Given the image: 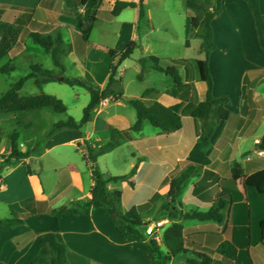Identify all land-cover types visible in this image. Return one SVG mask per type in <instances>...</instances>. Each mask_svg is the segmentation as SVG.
<instances>
[{"label": "crops", "instance_id": "crops-1", "mask_svg": "<svg viewBox=\"0 0 264 264\" xmlns=\"http://www.w3.org/2000/svg\"><path fill=\"white\" fill-rule=\"evenodd\" d=\"M80 1L82 0H0L1 20L9 23L20 22L23 24L22 33L17 45L5 58H8L9 62H13L21 54L18 46L23 42L22 35L24 29L30 31L29 36L31 33H39L44 36L56 37L58 34L62 35L64 31H68L73 37L72 47L77 56L75 60L81 65L83 64V60H85L86 66L84 69L86 70L89 59V43L85 46L84 54L80 55L78 46H81V37L76 31L74 21L76 4ZM104 1H109L113 9L115 2L121 0ZM140 1L130 0L124 2L139 4ZM186 1L184 0V4L187 11L192 15L184 20L187 33L184 45L189 47L188 20L193 17H204L205 11L213 10L214 0H196V4L200 9L188 7ZM147 2L148 0L143 1V17L140 16L139 8H127L117 17L124 16L128 10H132L134 15L129 23L133 30L137 28L140 31L144 29V32L154 31L155 25L146 8ZM260 7L264 17V0H260ZM78 9L80 13L84 12L83 7H79ZM163 13L167 18V26H171L173 23L172 14L169 10H164ZM110 17V21L113 18H117L112 17L111 14ZM98 21L99 15L97 22L94 24L93 31ZM212 28L214 43L216 45V48L210 54L213 95L218 98H229V108L232 114L228 120L220 122L215 128L211 136V147L206 151L200 149L199 138L201 136L202 123L199 119L189 116L191 107L198 105L206 99L207 84L200 79V73L193 72V68H191L193 64L187 58L166 57L165 60L171 64L163 68L173 67L174 64H177V67H182L183 69L184 74L177 68L182 78V83L178 86L168 74L152 69V67L161 66L163 58L151 56L150 59L144 57L139 61L142 62L144 59V64H146V67L150 71L169 76L171 80L168 81V86L164 89H159L155 86L146 88L140 98L143 97L147 90H153L151 94L143 98L146 106L150 107L155 103H161L166 107L178 108L182 115V128L179 131L167 134L155 128L153 131L145 134L144 130L147 124L151 125L150 122L146 121L140 131L131 134L132 140L123 141L113 151L109 152L113 153L126 145L127 148H131L130 153L133 158L139 157L142 159L140 165L136 166L137 170L133 177L135 182L142 181V177L148 183L153 182V175L156 176L157 172H160L158 167L163 168L166 166L165 173L162 172L160 175L159 188H155L154 195L149 200L154 201L153 206H156V212L164 217L160 219L168 217L167 215H163L162 211L163 207L169 203L170 184L167 181L173 175H178L184 169L186 163L200 165L204 170L189 179L178 198L175 206L181 213L209 211L213 203L207 197V192L215 187L220 179H230L232 177V165L234 162L247 166L249 173L264 168V152L257 149L258 143L264 136V50L260 47L255 20L247 2L244 0H224L220 15L212 22ZM131 42L135 43V49L138 44L133 39L130 40L129 44ZM128 45L122 52L115 49H107L108 51L115 50L118 54H121L128 51ZM96 47L98 46L96 45L94 48ZM116 55L113 57L114 61H116ZM203 58L204 56L202 55L196 63ZM6 65L11 66L10 63ZM197 70L199 72L198 68ZM108 75L106 77L107 82L109 80ZM119 80L120 82H117V79L115 80L111 89L114 93H122L125 96L122 89L124 80L122 72H120ZM139 80L144 81V78L139 77ZM116 83L119 84V90L113 88ZM244 87L247 88L251 102L243 99L242 90ZM110 94L113 98L118 97L111 92ZM128 99L132 98L126 97L124 99L126 103H128ZM119 101L121 100L118 97V101L114 102L120 103ZM19 113L21 112L16 114ZM92 122L101 125L100 127L103 129H106L108 125L112 128L125 130L133 126L136 121L130 120L128 122L129 125L125 129L114 126L99 117L95 118ZM81 139L75 140L74 143H77ZM100 145H103L102 142ZM4 154L9 156L10 149L4 147L2 140H0V162L4 161L1 157ZM31 157L30 155L12 158L9 162L10 164L19 163L20 166H26V171L29 174L28 180L35 184V190L32 192V195H28L22 200L4 201V205L9 207L10 216L0 218V264H5L3 257L7 256V254L16 256V260L12 264H30L40 252V240L46 233H55L59 243L66 245L71 253L86 258L91 264H117L111 262L114 257V249L122 250L124 264H150L147 257L149 252L148 242L138 243L133 237L123 239L112 217L104 208L93 209L89 214L75 215L73 213H64L59 216L50 215L51 210L49 208L45 210L43 207L44 204H48V197H46V189L42 180L43 170L34 169L33 164L30 162ZM157 161H160L161 166ZM88 166L93 171L94 165L89 164ZM129 167L132 168L131 170L135 168L133 163H130ZM105 174L114 177L119 176L112 173ZM93 178L95 179L94 175ZM2 179L0 194L6 185L3 176ZM122 182L125 185L127 184L126 181L110 183L108 191L120 190L117 184ZM190 183L191 186L188 187ZM95 185L96 179L92 181L90 192ZM187 187L188 197L182 198L183 192ZM196 189L198 191L197 194L195 193ZM90 192L87 194L86 202L90 196ZM30 198L35 199L34 205L30 204L24 207L22 211L17 208L14 209L16 215L23 216H19V218H25L24 225L9 227L1 223V220L13 217L11 205L20 204ZM232 200L233 202L223 211L224 221L221 224L183 220L174 217L171 221L169 219L170 223L166 227L173 222H178L183 225L186 231L197 229L205 231L220 230L224 233L225 240L231 241L237 246L241 264H246L244 256L247 251L253 264H264V242L258 236L259 224L264 221V197L253 190L244 189L242 180L238 182L237 187L233 190ZM0 201H2L1 198ZM133 207L135 206L131 208ZM33 208L39 211L38 214H30ZM131 208L126 206L123 209V213L128 212ZM201 208L207 210L201 211ZM147 214L148 212L142 214V220L146 226L151 223L146 220L149 218L146 217ZM55 221L57 226L55 225L53 229L47 230L44 228L45 224H52ZM191 221H197L198 224H193ZM139 246H144V248ZM162 250L164 253H168L167 248ZM139 255H142V259ZM180 256L172 258L168 264H181L182 261H185L186 256L191 255Z\"/></svg>", "mask_w": 264, "mask_h": 264}, {"label": "rangeland", "instance_id": "rangeland-1", "mask_svg": "<svg viewBox=\"0 0 264 264\" xmlns=\"http://www.w3.org/2000/svg\"><path fill=\"white\" fill-rule=\"evenodd\" d=\"M146 8L155 25L154 31L144 32V29L140 31L137 28L133 30L129 23L134 15L132 10H128L124 16L113 18L110 21L109 12L112 9V4L109 1L103 2L99 9V21L88 44L89 59L86 70L84 69L86 66L85 60H83L82 65L75 60L77 56L73 51L71 33L64 31L62 33L66 46V53L62 56V63L65 67L64 76L85 80L93 88L103 91L107 87L106 77L108 72L109 77L113 73V77L115 80L117 79V82H120V72H122L124 98L139 99L146 88L155 86L159 89H164L168 86V81L171 80L169 76L150 71L146 64L139 61L141 58L161 57V59L163 58L161 67L171 64L165 60L166 57L187 58L193 64L191 67L193 72L195 71L199 74L196 61L202 57L200 53L202 30H189L190 46L186 47L184 45L187 38L184 20L192 16L187 11L184 0H148ZM164 10H169L172 14L173 23L171 26H167ZM198 30L201 32H197ZM29 32L28 29L23 31V42L18 46L21 54L16 60L9 62V59L5 58L0 63V66L10 63L14 68L9 73L0 72V98L20 79L31 73L32 65H40L60 75L59 70L54 66L51 55L44 48L33 42ZM132 39L136 41L138 46L133 49L132 55L118 67L117 63L122 55L120 53L117 54L116 61H114L107 48L122 52ZM96 45L98 47L94 48ZM173 66L184 74L182 67H177V64ZM139 77L144 78V81L139 80ZM113 88L119 90V84H114ZM41 93L53 95L62 100L67 107V112L59 114L51 107L19 114L0 112V140H2L4 147L10 149L11 154V142L14 139L16 151L21 155L18 158L31 155L30 162L33 164L34 169L43 170L42 180L46 189V197H48V204H44L43 207L45 210L49 208L51 210L50 215H53L52 211L54 209L73 208L86 202L92 181H95V179L90 166L83 159V153L87 145L97 150L101 142L102 144L108 143L110 138L109 130L107 129L110 127L107 125L106 129H103L100 127L101 125L90 122L82 127L80 131L59 129L57 124L68 121L69 118H73L76 122L82 120L84 109L91 100L90 93L85 88L71 87L62 82H54L38 87L35 81L30 79L20 91V96H36ZM118 97L113 98L110 91L106 92L101 103L93 112L92 121L99 117L122 129L127 128L130 120L136 121L135 109L121 98L120 103L114 102L118 101ZM154 129V127L147 124L144 133H149V131ZM76 137H78V140L82 139L74 143L77 140L74 139ZM99 140L100 142H98ZM130 150L131 148H127L125 145L113 153H106L99 157L95 166L104 173H112L119 176L128 175L132 171L129 164L133 163L135 167H138L142 161L139 157L133 158ZM1 157L4 161L0 162V175L3 176L6 185L0 194L2 199L0 201V218H7L10 216V210L8 206L4 205V201H19L28 195H32L35 190V184L28 180L29 174L26 171V166H20L19 163L8 164L10 160L7 154ZM157 163L161 166L160 161H157ZM164 167H158L160 172H157L156 176L153 175V182L148 183L142 177V181L135 182L134 178H132L125 180L126 185L123 182L117 184L119 191L123 195L122 211H124L123 209L126 206L131 208L132 206L150 202L149 200L154 195L155 188H159L160 175L162 172L165 173L166 170V166ZM190 186L191 183L188 184V187ZM188 187L185 188L182 198L188 197ZM151 202L154 204V201ZM156 210L157 208L154 205L146 215V217H149L146 220L152 224L160 218H164ZM200 210L206 211L207 209L201 208ZM191 223L198 224L197 221H191ZM55 225L57 226L56 221L52 222V224H45L44 228L47 230L53 229ZM145 227L146 225L143 227L144 233ZM145 236L152 240L148 235L145 234ZM160 246L165 249L163 244L160 243ZM139 247L144 248V246ZM113 251L114 257L111 262L124 264L122 250L114 249ZM139 257L142 259V255H139ZM3 259L5 264H12L16 260V256L7 254ZM192 259V256H186L185 261H182L181 264H188V261Z\"/></svg>", "mask_w": 264, "mask_h": 264}, {"label": "trees", "instance_id": "trees-1", "mask_svg": "<svg viewBox=\"0 0 264 264\" xmlns=\"http://www.w3.org/2000/svg\"><path fill=\"white\" fill-rule=\"evenodd\" d=\"M104 0H82L76 4L74 14L75 28L81 37V46H78L80 55L84 54L85 46L89 43L94 24L98 20L99 9ZM143 1L139 4L134 2L117 1L113 5L111 11L112 17H117L127 8H139L140 16H144ZM224 0H214L213 10L206 11L204 17H193L188 20V28L190 31L201 29V48L200 53L204 56L203 59L197 62L200 73V79L207 84V93L205 101L198 105L192 106L189 111V116L197 118L202 123L201 136L199 138L200 149L206 151L211 147V136L217 125L226 121L231 116L230 99L227 97H215L213 95V80L210 73V54L216 48L214 43V35L212 22L220 15L222 3ZM247 2L254 20L258 33L259 44L264 50V17L262 15L260 0H244ZM188 7L200 9L196 4V0H187ZM79 7L84 8V12H79ZM23 24L20 22L9 23L1 20L0 17V62L9 55L12 49L17 45L20 35L22 33ZM30 38L33 42L44 48L52 57L54 66L59 70L60 75L55 71L43 68L40 65H32L31 73L20 79L14 84L10 90L0 98V112L2 113H18L24 111H39L47 107H51L56 113L64 114L67 112V107L64 102L53 95L41 93L36 96H20V91L23 89L26 82L30 79L35 81L38 87H42L48 83L62 82L71 87H82L88 90L91 96L90 103L84 109V115L80 122H76L73 118L68 121L60 122L57 128L64 130L80 131L86 124L92 122L93 112L101 103L106 92H111L113 95L125 99L122 93H114L111 86L115 82L113 73L109 77L108 84L105 90L93 88L85 80L79 78H67L64 76L65 67L62 63V56L66 53L65 41L61 34L56 37L44 36L39 33H31ZM135 43L131 42L128 45V51L121 53L122 57L119 59L117 65L122 64L124 60L130 57ZM111 57L118 54L115 50H109ZM181 62V61H178ZM144 63V59L142 60ZM153 70L163 72L171 76L176 85H181L182 78L178 69L173 67L163 68L161 66L152 67ZM14 68L10 65H5L0 68L1 73H9ZM264 83V78H263ZM153 90H147L142 98L128 99L127 102L136 111V122L133 126L125 130L116 128H109L110 140L108 143L100 145L97 150L92 149L87 145L83 153L84 161L89 165H94L92 171L96 185L91 190L90 196L86 203L78 204L76 207H63L55 209L52 214L59 216L64 213H73L75 215L89 214L93 209L104 208L112 217L118 232L123 239L133 237L136 242H148L149 252L147 254L150 264H168L172 258L180 255H191L192 260L188 264H241L240 253L237 246L228 240H225L224 233L220 230H193L186 231L182 224L178 222L171 223L165 228L162 234V243L167 248L168 253H164L160 244L148 239L143 231L144 222L142 214L148 212L153 204L147 202L145 204L135 206L128 212L123 213L121 209L122 192L119 190L109 192L108 185L112 182L125 181L132 179L136 173V167L125 176H109L103 173L96 163L99 157L113 151L123 141L132 140L131 134L142 129L143 124L148 121L154 127L159 129L162 133H172L179 131L182 128V115L178 108L166 107L161 103H155L148 107L143 101V98L151 94ZM242 96L245 101L251 102L247 88H243ZM259 151L264 152V136L257 145ZM20 153H17L15 147V140L11 142V154L9 160L18 158ZM9 163V162H8ZM204 168L200 165L186 163L184 169L178 174L173 175L167 182L170 184L169 203L162 209L163 215L167 219L181 218L183 220H197L200 222H214L221 224L224 221L223 211L227 209L233 200V190L237 187L238 182L243 180L244 189L255 191L260 196L264 197V168L258 169L253 173H249L248 167L243 166L238 162L232 165V177L230 179H220L215 187L207 192V197L213 203L212 208L207 212H187L181 213L177 210L175 204L180 197L185 185L189 179L198 175ZM0 175V183L2 182ZM197 194V189L195 190ZM30 204H35V199L30 198L20 204L11 205L12 218L1 220V223L9 227H18L25 224V220L19 218L14 209L20 211ZM38 210L33 208L30 214H38ZM146 228V227H145ZM262 242H264V221L259 224V235ZM40 252L30 264H91L86 258L71 253L66 245L59 243L55 233H46L40 240ZM244 259L246 264H253L249 252L247 251Z\"/></svg>", "mask_w": 264, "mask_h": 264}, {"label": "built area", "instance_id": "built-area-1", "mask_svg": "<svg viewBox=\"0 0 264 264\" xmlns=\"http://www.w3.org/2000/svg\"><path fill=\"white\" fill-rule=\"evenodd\" d=\"M169 223V219L165 218L156 221L154 224H148L146 226V235L160 243L162 241V234L166 228V225H168Z\"/></svg>", "mask_w": 264, "mask_h": 264}]
</instances>
